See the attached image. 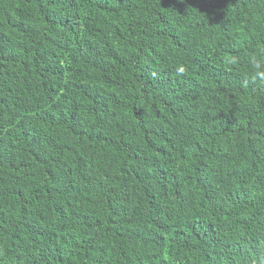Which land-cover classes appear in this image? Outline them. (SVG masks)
I'll list each match as a JSON object with an SVG mask.
<instances>
[{
  "label": "trees",
  "instance_id": "16d2710c",
  "mask_svg": "<svg viewBox=\"0 0 264 264\" xmlns=\"http://www.w3.org/2000/svg\"><path fill=\"white\" fill-rule=\"evenodd\" d=\"M253 56L264 0H0V264H264Z\"/></svg>",
  "mask_w": 264,
  "mask_h": 264
},
{
  "label": "clouds",
  "instance_id": "9594fccd",
  "mask_svg": "<svg viewBox=\"0 0 264 264\" xmlns=\"http://www.w3.org/2000/svg\"><path fill=\"white\" fill-rule=\"evenodd\" d=\"M251 64H252V67L254 69H257L258 71L255 72V75H254V79H259L261 82H264V71H259V69H261L262 67V64L261 62L255 57L253 56L251 58ZM177 74L180 75L184 72V68L183 67H178L177 68Z\"/></svg>",
  "mask_w": 264,
  "mask_h": 264
}]
</instances>
